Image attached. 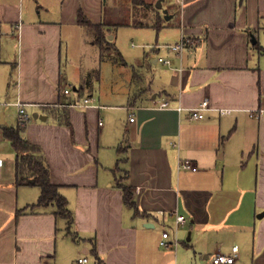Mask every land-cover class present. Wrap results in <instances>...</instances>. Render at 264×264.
<instances>
[{"label":"crops","instance_id":"obj_1","mask_svg":"<svg viewBox=\"0 0 264 264\" xmlns=\"http://www.w3.org/2000/svg\"><path fill=\"white\" fill-rule=\"evenodd\" d=\"M143 4L0 0V102L11 103L0 106V264H212L233 246L234 264H264V0L175 2L176 30ZM79 11L105 24L120 58L101 59ZM142 11L152 21L131 23ZM122 27L158 37L123 50ZM182 37L188 45L171 49ZM106 62L121 89L108 80L96 90ZM86 98L89 107L68 106ZM203 100V119L189 120L186 109ZM16 102L28 116L23 136L66 198L71 225L54 204L36 205L39 186L16 184V152L3 135L20 123ZM181 159L197 171L178 169Z\"/></svg>","mask_w":264,"mask_h":264},{"label":"trees","instance_id":"obj_2","mask_svg":"<svg viewBox=\"0 0 264 264\" xmlns=\"http://www.w3.org/2000/svg\"><path fill=\"white\" fill-rule=\"evenodd\" d=\"M78 23L93 34V42L100 49L101 59L111 54L121 57L118 50L106 37L104 32L105 24H93L81 11L78 14ZM24 129L25 122H20L16 127L12 128L3 127L4 137L10 141L16 152V184L27 185L33 183L39 186L41 194L36 205L47 206L54 204L57 208L56 213L67 219L68 225H71L72 215L67 207V200L58 192L57 187L51 183L49 169L40 154V150L23 136ZM122 188L125 201L129 202L130 194L124 186Z\"/></svg>","mask_w":264,"mask_h":264},{"label":"rangeland","instance_id":"obj_3","mask_svg":"<svg viewBox=\"0 0 264 264\" xmlns=\"http://www.w3.org/2000/svg\"><path fill=\"white\" fill-rule=\"evenodd\" d=\"M131 1V0H130ZM138 1H141V0H138ZM155 0H143V8L146 7V8H153V10H155V12H158L161 16V19L163 22H165V24L167 25L166 27V30L169 29V30H176V26L177 24L179 23V13H177L175 11V9L172 7H169L171 6L172 4H175L176 0H163L162 1V8L161 9H158L156 7V3L158 0H156V2L153 4ZM107 3H111L112 0H106ZM139 6V5H137ZM168 8H173L171 9V11H173L174 15L173 14H169V15H173L171 18L165 20L164 18V15H165V11L168 9ZM147 14L144 13V11L141 12V14H135V17H131L130 18V22L133 23V22H143V23H150L152 21L151 19V12L150 11H147L146 12ZM155 21V20H153ZM155 34L152 36L151 34ZM80 33H81V36L86 38V34H85V31L83 29H80ZM157 34H156V31L152 28H134V27H122V28H119L118 31H117V39H116V44L117 46H122V49L125 50V48H135L136 50L138 49H141L143 47V45H147V44H150L151 43V40L153 38H157ZM133 45H135L134 47H131ZM91 48V47H90ZM93 51H97V48L94 47ZM89 52H90V49H89ZM89 54V53H88ZM77 55V53L75 52V56ZM87 56H90V55H87ZM96 61V57L94 59ZM85 61H89L91 62V59L87 60L86 59H83L81 65L84 66L85 64ZM87 64V63H86ZM96 67L97 64L95 65ZM112 64L110 62H106L104 64H102L101 66V75L104 76V83L102 84L101 82H99V84L96 83V90H98V88L100 89V87L104 89H106V84L108 83V80H110V82L113 84V85H118L121 83L120 81V77L119 75L115 72H113V68H112ZM122 84V83H121ZM121 84H120V89H121ZM99 91V90H98Z\"/></svg>","mask_w":264,"mask_h":264},{"label":"built area","instance_id":"obj_4","mask_svg":"<svg viewBox=\"0 0 264 264\" xmlns=\"http://www.w3.org/2000/svg\"><path fill=\"white\" fill-rule=\"evenodd\" d=\"M176 3H178L179 5L183 4V0H176ZM188 40L184 37H182V39L179 41V43L170 46L171 49L181 52L184 47L186 45H188ZM158 61L167 65H170V60L168 59H164V58H158ZM70 92V88H65L64 89V93H69ZM3 105H11V103H4V102H0V106ZM17 107L18 109V115H19V120L20 122H26L28 119V116L26 114V111L24 109V106L20 103V102H16L15 104H13ZM92 105V100L90 98H86L83 100V102H72L69 103L68 106L70 107H89ZM160 108H169V102L168 101H163L160 106ZM183 108L179 107L178 110H182ZM209 109V102L208 100H203L198 106L193 107V108H188L186 109V111L188 112V119L193 121V120H201L204 117V111ZM220 114L225 115L229 112L228 109H219ZM134 118L131 116L130 117V121H133ZM178 169L180 170H191V171H197V166L189 159H181L178 162ZM162 215H164V212H160ZM170 216L174 217V224L175 227L178 226H183L187 219L184 215L180 214L177 212V210H174L172 212H169ZM169 233L168 232H163L162 234V241H161V246L163 248H169L172 243H170L169 241H167L166 239L168 238ZM176 241V240H175ZM238 255V248L237 246H233L231 253L229 254H225V253H216L214 255V257L212 258L211 263L212 264H234L236 258ZM87 263V258L82 257L79 258L77 261V264H86Z\"/></svg>","mask_w":264,"mask_h":264},{"label":"water","instance_id":"obj_5","mask_svg":"<svg viewBox=\"0 0 264 264\" xmlns=\"http://www.w3.org/2000/svg\"><path fill=\"white\" fill-rule=\"evenodd\" d=\"M162 1H163V0H158V1H157V3H156V7H157L158 9H161V8H162ZM165 13H166V11H165ZM165 18H166V19H169L170 16L166 15ZM31 182H33V180H31ZM263 215H264V213L260 214L259 217H262Z\"/></svg>","mask_w":264,"mask_h":264}]
</instances>
